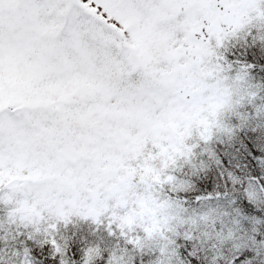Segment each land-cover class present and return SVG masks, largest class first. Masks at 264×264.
I'll return each mask as SVG.
<instances>
[{"label": "snow or ice", "instance_id": "6c2138e0", "mask_svg": "<svg viewBox=\"0 0 264 264\" xmlns=\"http://www.w3.org/2000/svg\"><path fill=\"white\" fill-rule=\"evenodd\" d=\"M258 70L264 0H0V264H264Z\"/></svg>", "mask_w": 264, "mask_h": 264}, {"label": "trees", "instance_id": "16d2710c", "mask_svg": "<svg viewBox=\"0 0 264 264\" xmlns=\"http://www.w3.org/2000/svg\"><path fill=\"white\" fill-rule=\"evenodd\" d=\"M256 78L259 80H264V70H258V72L256 73ZM194 191H198V190H194Z\"/></svg>", "mask_w": 264, "mask_h": 264}]
</instances>
